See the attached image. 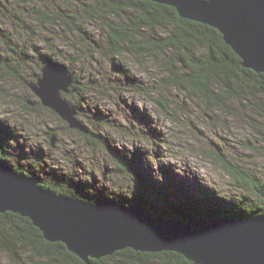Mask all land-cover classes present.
Listing matches in <instances>:
<instances>
[{"label":"trees","instance_id":"obj_1","mask_svg":"<svg viewBox=\"0 0 264 264\" xmlns=\"http://www.w3.org/2000/svg\"><path fill=\"white\" fill-rule=\"evenodd\" d=\"M32 1L23 0V3H19L25 6H20L19 8H23L21 10L24 11L26 9L23 21H27L29 24H35L34 21H37L38 24L43 22L44 25H53V27H55L54 25H61L64 28L62 30L63 35L66 30L68 36V33L73 32L83 35L85 31V27L76 26L72 23L75 15L81 19L78 22L80 25L83 21L85 26L87 24L99 26L98 29L93 30V33L101 31L99 39L101 43L103 42V47L105 48H101V50L110 64L113 65L111 71L118 75V78L114 79L115 86H118L120 80L124 78L127 82V87L124 85L123 88L132 89L133 93L147 95L151 101L155 99L154 101L163 109L164 113L170 112V108L173 109L176 106L172 107L170 105L171 107H169L167 104L169 100L165 102L157 91H161L162 88H173L175 91L183 89L187 98L191 101H196L198 106L202 108L201 110L208 126L227 125V113L239 116L242 115L243 110H249L248 121L252 122V124H261L263 126L261 130L264 131V125L259 121L262 119L264 122V73L256 72L244 66L239 56L225 42L223 34L216 27L182 17L173 6L153 0H75L79 5V10L75 15L72 12L74 11L72 6L69 8L71 12L68 14L65 12V9L67 10V7L63 6L65 5V0H47L48 2L44 3L45 9L42 6L39 8L34 3H30ZM6 2L7 0H0V10ZM57 6L59 8L58 11L65 14V16L57 13ZM33 8L36 9V13L33 12L35 11ZM51 8L52 10L50 11L49 9ZM6 9H9V7L7 6ZM80 15L83 17H80ZM2 36L4 37V35ZM85 37L89 42L85 40ZM85 37L83 36L88 45H81L78 42H74L75 45H72L71 40V42H65L64 47L69 48V53L67 54L70 59L78 60L84 55L94 56V45L97 42H95L94 38H89L88 35ZM37 46L39 45L36 42H32L31 50L38 61L35 72H38L39 68L46 62L64 65L58 61V56L55 55L57 51L55 54L53 53L54 49L50 42L45 44L47 49L44 48L43 51ZM124 53H129L136 58L140 68L143 67L144 63L150 61L153 63H150L152 66L160 69L161 72L159 73H161V76L157 81L151 78L147 73V69H145V67H150V65L143 67L146 71L143 68L141 69V72L144 71L149 76L148 86L153 88L151 91L147 89L146 81L138 79L124 64L125 60L120 61L121 65L114 63L113 57L117 56L122 59L124 58ZM16 57L17 54L15 55ZM15 58L12 63L14 61L19 62L18 65H21V69L23 68L22 72H26V65L29 60L24 57V53H21L18 59ZM9 61L8 65L4 58L0 57V69L5 68L7 72L9 70L10 73L20 77L17 75L16 68L11 67V60ZM64 66L67 72L73 75V83L69 90L74 91L78 84L82 88L79 82L77 84L76 74L72 72L74 68L71 63H65ZM18 71L20 72V68ZM0 77L1 79L4 77L1 72ZM107 77L108 74L105 73L103 78L106 81ZM33 80L34 78L27 81L30 83ZM23 81L28 83L26 80ZM107 88L113 87L108 84ZM113 91H115L114 88ZM83 95H80L81 102L85 101ZM61 96L65 98L64 92L61 93ZM105 98L107 99L108 97ZM67 102L69 105L76 107V114L78 109L83 107V103L80 102L74 105L69 101ZM96 110L102 113L100 109ZM142 114L145 118L141 117V121L149 124L150 119L148 116L144 113ZM252 115L260 118L255 120ZM82 127L83 130H77L81 134L88 133L89 128ZM23 130L24 125H22L21 129L18 124L0 118V159L9 164L13 171L34 177L39 186L88 203L112 204L124 207L140 206L150 214L162 218L177 215L175 212L172 211L170 213L168 210V208L170 209V199L172 198L171 195L168 196V190V198L164 202L162 198H159L161 188L153 185L150 181L151 179L144 175L142 168L146 159L143 160L141 155H136L134 151L130 152L132 157H126L119 154V151L112 150L114 149L113 147H108L107 142L105 144L101 140L96 142L105 151H109L105 152L106 160L110 159L111 163L114 164L106 172H111L115 168L116 171H122L123 174L129 173L131 176L135 174L139 177L140 180L137 183L134 181V189L126 190L124 191L125 193L118 191V189L106 191L102 187L104 185L96 187L85 180V182L78 179L73 180L74 178L72 179V176L69 175L70 173L67 174V172L62 174L53 173L51 181L43 180L37 177L34 171L43 169L42 161L44 159H42V155H49V149L54 145L51 143L50 138L52 136L55 137V133H50L49 131V140L45 144V147L49 148L48 150L45 148L43 150L42 146L40 148L35 147V149L30 147L28 150H24L23 154H20L21 150L12 148L10 145L11 141L21 142L23 137L26 139L27 135ZM259 135L264 137L261 132ZM248 144V150H254V145ZM211 157L221 162V165L237 178L239 187L256 197L258 206L227 204V194H220V188L214 187L215 185L213 184V191L205 188L201 192L204 196V212L206 211L207 214L220 217H227V215H239V217H242L255 213L264 214V184L261 180L254 176H244L243 167L241 169L238 167L235 170L238 174L233 169L230 170L232 167L227 163V158L221 153L220 148H216V151L211 153ZM106 160L102 164H106ZM128 160H130V164H128ZM128 165L132 167L133 171H130L133 174L129 171L130 168H127ZM51 168L52 170L55 169ZM136 195H138V198ZM142 195L143 197H141ZM199 200L200 197L197 200L193 199L191 203L183 202L182 209L184 213L178 214L179 218L185 219L201 215L200 213H197V215L192 213L193 210L196 211L198 209ZM156 201L165 203V206H158ZM244 207L247 209H243ZM211 211L218 212L219 215ZM0 252L5 253L9 260L16 263L21 260L23 254H28V256L35 257V261H40L42 264H110L109 260L111 258L118 259L117 257L123 258L127 264H146L147 261H155V264H193L175 252L149 253L134 251L131 248L116 251L112 255L96 259L97 261L90 258L89 263H86L71 252L64 243L46 240L42 236L41 231L27 217H22L10 211L0 213Z\"/></svg>","mask_w":264,"mask_h":264},{"label":"rangeland","instance_id":"obj_2","mask_svg":"<svg viewBox=\"0 0 264 264\" xmlns=\"http://www.w3.org/2000/svg\"><path fill=\"white\" fill-rule=\"evenodd\" d=\"M76 1L65 0L63 6L67 7V10L65 9L67 14L71 12L69 9L71 6L74 7V11H72L74 15L78 12L79 5ZM47 2V0H33L30 3L45 9L44 3ZM19 3H23V0H7L0 10V57H3L8 64L9 60L12 63L16 54L15 59H18L20 54L24 53V57L29 62L26 65V72H22L23 68L21 69V65H18L19 62L14 61L11 64V67L16 68L17 75L20 77L10 73L9 70L7 72L5 68L0 69V72L4 74L2 79L0 77V118L18 124L21 129L24 125L23 132L27 135L26 139L23 137L21 142L11 141L10 145L12 148L21 150L20 154L30 147L35 149V147L42 146V149H47L45 144L49 140V131L55 133L54 145L51 149L48 148L49 155H42V159L45 160L42 161L43 169L39 167L40 171H34L37 177L51 181L53 173L67 172V174L70 173L72 179L74 178L73 180H85L96 187L104 185L102 187L106 191L118 189L125 193L124 191L131 188L133 190L134 181L137 183L140 180L138 176L135 174L131 176L129 173L123 174L122 171L118 172L115 168L111 172H106L114 164L110 159L106 160L105 152L109 151H105L102 146L96 144L98 140H101L104 144L107 142L108 147H113L112 150L119 151V154L126 157H132L130 152L134 151L136 155H141L143 160L146 159L142 168L144 175L151 179L153 185L161 188L159 198H162L164 202L170 196H167V190L173 186H180L185 191L201 193L205 188L213 191L212 185L214 184V187L220 188V194H227V204L258 206L256 197L239 187L237 178L228 169L226 170L221 162L211 157V153H214L216 148H220L221 153L227 158V163L232 167L230 170L235 171L238 167L240 169L243 167L244 176H254L264 184V137L259 135L260 132L264 135V131L261 130L263 126L248 121L249 110H243L242 115L239 116L227 113V125L208 126L202 108L196 101L187 98L183 89L175 91L173 88H162L161 91H157L160 97L165 102L169 100L167 102L169 107H171L170 105L176 106V108H170V112L164 113L163 109L154 101L155 99L151 101L147 95L133 93L132 89L123 88L124 85L127 87L124 78L120 80L118 86L114 85V79L118 78V75L111 71L113 65L101 50V48L105 49L103 42L101 43L99 39L101 31L93 33V30L98 29L99 26L95 24L85 26L83 21L80 25L78 22L81 19L75 15L72 23L85 27L83 35L73 32L68 33V36L66 30L63 35L64 28L61 25L53 27V25H44L43 22L38 24L37 21H34L35 25L23 21L26 9L21 10L23 8L19 7L24 4ZM7 6L9 9H6ZM58 9L57 6L59 14ZM49 10L51 11L52 8ZM33 12L36 13V9ZM60 14L65 16L63 13ZM80 17L83 16L80 15ZM63 25L65 26V24ZM86 34L97 42L94 45V56L84 55L78 60L70 59L67 54L69 48L64 47L65 42L72 41V45H75L74 42L88 45ZM83 36L88 42H85ZM32 42H36L41 51L44 48L47 49L45 44L50 42L54 49L53 53L55 54L57 51L55 55L58 56V61L64 65L71 63L73 66L74 71L72 70V72H75L77 84L79 82L82 88L76 84L78 87L76 86L74 91L64 92L65 98L62 97L73 105L78 102L83 103V107L78 109L75 117L83 124H81L82 126L89 128L88 133L81 134L79 130L71 128L51 108L43 106L36 93L30 88L29 84L31 83L27 80L30 81L34 78L32 83H36L37 78L42 77L41 68L43 67L40 66L39 71L35 72L38 61L31 50ZM123 57L122 59L117 56L113 57L114 63L121 65L120 61L125 60L124 64L138 79L146 81L147 89L151 91L153 88L148 86V77L151 76L155 81L159 80L160 69L147 61L148 63L142 65L143 67L150 65V67H145L149 75L147 76L144 71V73L141 72L143 67L140 68L136 58L131 54L124 53ZM105 73L108 74L107 81L103 78ZM108 84L112 85L115 91L113 88L106 89ZM85 89L87 90L85 91ZM62 92L60 91V93ZM81 94H84V102H81ZM96 109H100L102 113ZM142 113L150 119L149 124L141 121V117L145 118ZM253 118L256 120L260 117L253 116ZM259 121L264 125L262 119ZM52 137L54 138V136ZM248 143H251V146L254 145V150H248ZM105 160L107 163L102 164ZM128 164H130V160H128ZM50 166L55 169L52 170ZM127 168H130L129 171L132 170L130 165ZM235 172L237 173V171ZM34 180L36 181L35 178ZM136 196L138 198V195ZM156 202L160 207L165 206V203L161 201ZM168 210L170 213L172 212L171 209L168 208ZM211 212L219 215L218 212ZM262 216L264 217L263 213L242 217L227 215V220H247ZM22 256L21 260L16 263L9 260L5 253L0 252V264H42L28 254ZM117 258H111L109 261L113 264H127L123 258ZM92 259L96 260V258ZM146 264H155V261H147Z\"/></svg>","mask_w":264,"mask_h":264},{"label":"water","instance_id":"obj_3","mask_svg":"<svg viewBox=\"0 0 264 264\" xmlns=\"http://www.w3.org/2000/svg\"><path fill=\"white\" fill-rule=\"evenodd\" d=\"M153 1L173 6L182 17L216 27L244 66L264 72V0ZM41 72L42 77L29 84L40 103L71 128L83 130L75 117L76 107L60 93L69 91L73 75L64 65L52 62H46ZM54 141L51 137L52 144ZM170 190V209L177 215L156 217L140 206L88 203L45 190L34 178L13 171L0 160V213L10 211L27 217L46 240L64 243L86 263L90 258L131 248L138 252H175L193 264H264L263 216L227 220L204 212L202 193L180 186ZM199 197L198 209L192 213L201 215L179 218L178 214L184 213L183 202L191 203Z\"/></svg>","mask_w":264,"mask_h":264},{"label":"bare ground","instance_id":"obj_4","mask_svg":"<svg viewBox=\"0 0 264 264\" xmlns=\"http://www.w3.org/2000/svg\"><path fill=\"white\" fill-rule=\"evenodd\" d=\"M30 83H32V82H30Z\"/></svg>","mask_w":264,"mask_h":264}]
</instances>
